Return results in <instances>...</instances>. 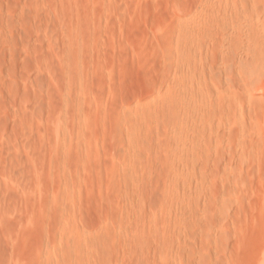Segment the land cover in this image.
Masks as SVG:
<instances>
[{"label": "rangeland", "instance_id": "1", "mask_svg": "<svg viewBox=\"0 0 264 264\" xmlns=\"http://www.w3.org/2000/svg\"><path fill=\"white\" fill-rule=\"evenodd\" d=\"M0 264H264V0H0Z\"/></svg>", "mask_w": 264, "mask_h": 264}]
</instances>
